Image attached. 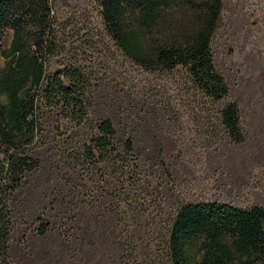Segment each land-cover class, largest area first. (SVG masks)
<instances>
[{"label": "rangeland", "instance_id": "obj_1", "mask_svg": "<svg viewBox=\"0 0 264 264\" xmlns=\"http://www.w3.org/2000/svg\"><path fill=\"white\" fill-rule=\"evenodd\" d=\"M53 2L63 49L50 69L77 60L95 84L82 132L112 119L134 139L136 163L127 172L105 162L100 171L74 169L62 136L76 130L50 115L64 135L52 132L42 170L19 197L13 264H168L167 223L181 204L264 206V0L224 1L213 51L230 92L218 103L182 71L152 73L127 58L108 35L97 0ZM229 102L240 110L241 142L220 120Z\"/></svg>", "mask_w": 264, "mask_h": 264}, {"label": "trees", "instance_id": "obj_2", "mask_svg": "<svg viewBox=\"0 0 264 264\" xmlns=\"http://www.w3.org/2000/svg\"><path fill=\"white\" fill-rule=\"evenodd\" d=\"M224 1L97 0L108 35L127 58L152 73L182 71L214 103L230 92L213 51ZM62 49L53 0H0V264H13L22 190L42 170L52 132L64 135L62 124L52 125L50 115L76 130L74 136H62L67 140L63 156L74 169L100 171L105 162L112 172H127L136 163L134 139L112 119L96 123L90 134L82 132L91 119L95 84L77 60L50 69ZM220 120L241 142L238 105L227 103ZM77 135L85 139L77 142ZM167 224L168 264H264L260 204L186 202ZM40 229L47 234L49 224Z\"/></svg>", "mask_w": 264, "mask_h": 264}]
</instances>
